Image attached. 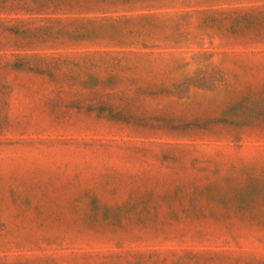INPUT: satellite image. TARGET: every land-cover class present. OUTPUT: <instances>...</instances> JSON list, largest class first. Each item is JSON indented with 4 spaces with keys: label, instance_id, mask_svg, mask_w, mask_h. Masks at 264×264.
<instances>
[{
    "label": "rangeland",
    "instance_id": "1",
    "mask_svg": "<svg viewBox=\"0 0 264 264\" xmlns=\"http://www.w3.org/2000/svg\"><path fill=\"white\" fill-rule=\"evenodd\" d=\"M0 264H264V0H0Z\"/></svg>",
    "mask_w": 264,
    "mask_h": 264
}]
</instances>
